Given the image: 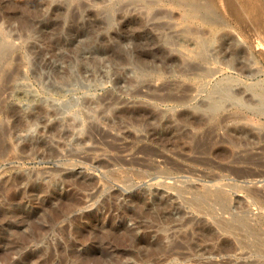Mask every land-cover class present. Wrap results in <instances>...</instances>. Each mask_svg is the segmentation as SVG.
I'll list each match as a JSON object with an SVG mask.
<instances>
[{
    "label": "rangeland",
    "instance_id": "rangeland-1",
    "mask_svg": "<svg viewBox=\"0 0 264 264\" xmlns=\"http://www.w3.org/2000/svg\"><path fill=\"white\" fill-rule=\"evenodd\" d=\"M82 1L0 0V264H264V0Z\"/></svg>",
    "mask_w": 264,
    "mask_h": 264
},
{
    "label": "bare ground",
    "instance_id": "bare-ground-1",
    "mask_svg": "<svg viewBox=\"0 0 264 264\" xmlns=\"http://www.w3.org/2000/svg\"><path fill=\"white\" fill-rule=\"evenodd\" d=\"M99 1L98 0H86L84 2V0H83L82 1V4L84 3L86 5H98L97 2L99 3ZM136 1L137 2L139 1V3L145 4V5H151V4H155V3H158L160 1H165V0H136ZM171 2H173L174 4H176L182 10L183 15L185 16V18L190 17V16H195L198 19H200L201 21H204L207 18H209L211 16V14H212L211 11H209V10H205V13H204L203 12V9L204 8H203L202 4L200 2H198V1H195V0H171ZM107 3H109V9H111L110 8V5L111 6H114L112 2H107ZM155 13L158 14V12H149V11H147L144 16H146V17H154L155 16ZM217 24L218 23H214V26H216ZM6 51H7L6 49H1L0 50V65L1 64L2 65L5 64V61H6L5 59H6V56H7L6 55ZM262 92H263V95H264V89H262ZM262 104H264V101L262 102ZM211 105L212 106H217L216 104H211ZM211 105L208 106V107H211ZM217 108H218V106H217ZM261 110H262V108H261ZM263 110H264V108H263ZM212 193H214L215 200H216L217 204L219 205V207L220 208H224L225 207V204H226L225 203L226 197H224L223 193H221L220 191H217V190L216 191H210V190H208L206 192V194L203 195V198L204 199L209 198L210 197V194H212ZM207 196H209V197H207Z\"/></svg>",
    "mask_w": 264,
    "mask_h": 264
}]
</instances>
